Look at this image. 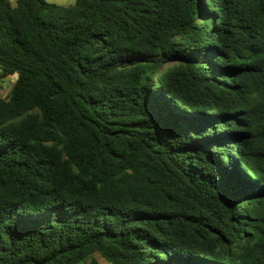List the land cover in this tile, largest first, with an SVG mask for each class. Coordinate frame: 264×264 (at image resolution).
Returning a JSON list of instances; mask_svg holds the SVG:
<instances>
[{
  "label": "trees",
  "instance_id": "16d2710c",
  "mask_svg": "<svg viewBox=\"0 0 264 264\" xmlns=\"http://www.w3.org/2000/svg\"><path fill=\"white\" fill-rule=\"evenodd\" d=\"M13 74L0 264H264V0H0Z\"/></svg>",
  "mask_w": 264,
  "mask_h": 264
},
{
  "label": "rangeland",
  "instance_id": "374dc122",
  "mask_svg": "<svg viewBox=\"0 0 264 264\" xmlns=\"http://www.w3.org/2000/svg\"><path fill=\"white\" fill-rule=\"evenodd\" d=\"M48 2L59 4V5H70L72 3L67 2V0H47ZM12 4L16 3V0H11ZM16 75H10L7 78L0 80V96H5L9 91L12 83L15 81Z\"/></svg>",
  "mask_w": 264,
  "mask_h": 264
},
{
  "label": "clouds",
  "instance_id": "9594fccd",
  "mask_svg": "<svg viewBox=\"0 0 264 264\" xmlns=\"http://www.w3.org/2000/svg\"><path fill=\"white\" fill-rule=\"evenodd\" d=\"M67 2L74 3L75 0H67ZM93 258L97 260V264H111V262L106 260L100 252L91 253L89 256L85 257V260L82 262V264H90Z\"/></svg>",
  "mask_w": 264,
  "mask_h": 264
},
{
  "label": "built area",
  "instance_id": "2783aa9c",
  "mask_svg": "<svg viewBox=\"0 0 264 264\" xmlns=\"http://www.w3.org/2000/svg\"><path fill=\"white\" fill-rule=\"evenodd\" d=\"M16 75V74H15ZM16 77H17V75H16Z\"/></svg>",
  "mask_w": 264,
  "mask_h": 264
}]
</instances>
